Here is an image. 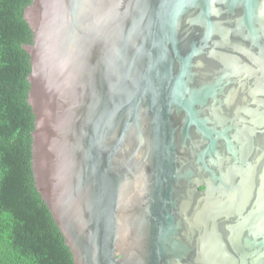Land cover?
I'll use <instances>...</instances> for the list:
<instances>
[{
	"label": "water",
	"instance_id": "obj_1",
	"mask_svg": "<svg viewBox=\"0 0 264 264\" xmlns=\"http://www.w3.org/2000/svg\"><path fill=\"white\" fill-rule=\"evenodd\" d=\"M24 17L34 178L74 264H264V106L240 100L264 91V0H32ZM218 58L235 69L194 79Z\"/></svg>",
	"mask_w": 264,
	"mask_h": 264
},
{
	"label": "trees",
	"instance_id": "obj_2",
	"mask_svg": "<svg viewBox=\"0 0 264 264\" xmlns=\"http://www.w3.org/2000/svg\"><path fill=\"white\" fill-rule=\"evenodd\" d=\"M32 0H0V264H74L32 167L35 114L28 100Z\"/></svg>",
	"mask_w": 264,
	"mask_h": 264
},
{
	"label": "flooded vegetation",
	"instance_id": "obj_3",
	"mask_svg": "<svg viewBox=\"0 0 264 264\" xmlns=\"http://www.w3.org/2000/svg\"><path fill=\"white\" fill-rule=\"evenodd\" d=\"M207 61H208V65H209L208 69H212L213 74H212V76L196 75L194 77V79L196 81L200 82V83L202 81H204V80H208L209 82L210 81H213V80H216L223 71L227 70L228 72H230L231 70H234L235 69V65L233 63H231V64H224L222 62V60H220V59L219 60H216V59H207ZM249 63L252 64V65H255V62H253V63L249 62ZM261 73H262V75L264 74V68H262ZM236 79H238V82L236 83V85L239 86V89L245 93V91H244L245 86L247 84H249L250 79L247 80L245 83H242V81L239 78H236ZM227 90H228V85H225L223 87V90L222 91H220V88H218V91H220V92H218V97H221V98L224 99L225 92ZM262 96H264V91L263 92H259L257 94V96H251L249 98L243 97V98H240V100H241V103H246L247 106L251 107L252 109H257V108H260V107H263L264 106V105L261 104V103H263L262 100H261ZM211 99L212 98L210 97V99L207 102L208 105L211 104ZM237 102H240L238 97H237V101L236 102L230 104L231 108L235 109ZM205 109L207 110V105H205ZM243 111H245V110H243ZM200 188L202 189L204 187L203 186H200Z\"/></svg>",
	"mask_w": 264,
	"mask_h": 264
}]
</instances>
